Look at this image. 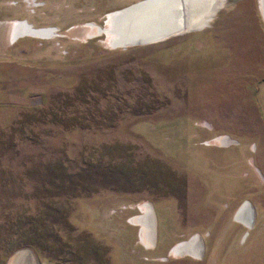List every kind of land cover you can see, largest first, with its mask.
Wrapping results in <instances>:
<instances>
[{
    "label": "rangeland",
    "instance_id": "obj_1",
    "mask_svg": "<svg viewBox=\"0 0 264 264\" xmlns=\"http://www.w3.org/2000/svg\"><path fill=\"white\" fill-rule=\"evenodd\" d=\"M142 1L0 0V264H264L261 0H188L142 45L94 31Z\"/></svg>",
    "mask_w": 264,
    "mask_h": 264
},
{
    "label": "bare ground",
    "instance_id": "obj_2",
    "mask_svg": "<svg viewBox=\"0 0 264 264\" xmlns=\"http://www.w3.org/2000/svg\"><path fill=\"white\" fill-rule=\"evenodd\" d=\"M186 1L188 0H144L131 8L117 14L114 13L115 15L112 14L110 16L111 22H108L110 25L106 28L110 43L113 46L128 47L164 40L179 34L187 29ZM22 32L38 36L40 35L39 33H46V30L35 29L30 26L24 28L20 24H15L12 31L14 38L18 37ZM101 32H103V28H98L97 33L101 34ZM225 144L227 143L225 142ZM248 209H251V206L248 203H244L239 208L236 219L250 225L252 221L248 217ZM155 216L152 204L146 202L141 208V215L138 216L139 218L136 217L137 219L135 220L138 223V220L143 217L142 223L140 222L137 225L142 227L147 244H155L157 226ZM247 218H249L250 222ZM201 249L202 241L198 236L190 242L177 244L171 251V256L181 258L189 255L199 259L202 256ZM12 264H15V262Z\"/></svg>",
    "mask_w": 264,
    "mask_h": 264
},
{
    "label": "flooded vegetation",
    "instance_id": "obj_3",
    "mask_svg": "<svg viewBox=\"0 0 264 264\" xmlns=\"http://www.w3.org/2000/svg\"><path fill=\"white\" fill-rule=\"evenodd\" d=\"M260 4H261V9H262L263 14H264V0H261V1H260ZM97 28H101V27L99 26V27H97ZM93 29L95 30L96 28L93 27ZM95 32L97 33V30H96ZM98 35H100V34L98 33ZM113 47H114V49L116 48L115 46H113ZM137 218H139V217H137ZM137 218H136V219H137ZM136 219H135V220H136ZM135 220H134V221H135ZM135 223H136V221H135ZM136 224H138V223H136ZM149 245H155V244H149ZM172 250H173V248H172ZM172 250H171V251H172ZM187 256H189V255H187ZM172 257H173V256H172ZM191 257H193V256H191ZM193 258H194V259H197V258H195V257H193Z\"/></svg>",
    "mask_w": 264,
    "mask_h": 264
},
{
    "label": "water",
    "instance_id": "obj_4",
    "mask_svg": "<svg viewBox=\"0 0 264 264\" xmlns=\"http://www.w3.org/2000/svg\"><path fill=\"white\" fill-rule=\"evenodd\" d=\"M106 31H107V29H103V32H101V34H104V33H106Z\"/></svg>",
    "mask_w": 264,
    "mask_h": 264
},
{
    "label": "trees",
    "instance_id": "obj_5",
    "mask_svg": "<svg viewBox=\"0 0 264 264\" xmlns=\"http://www.w3.org/2000/svg\"><path fill=\"white\" fill-rule=\"evenodd\" d=\"M125 10H126V9H125ZM121 11H124V10H121ZM121 11H119V12H121ZM119 12H118V13H119ZM92 27L97 28L96 26H92ZM115 47H116V46H115Z\"/></svg>",
    "mask_w": 264,
    "mask_h": 264
},
{
    "label": "built area",
    "instance_id": "obj_6",
    "mask_svg": "<svg viewBox=\"0 0 264 264\" xmlns=\"http://www.w3.org/2000/svg\"><path fill=\"white\" fill-rule=\"evenodd\" d=\"M32 3V2H31Z\"/></svg>",
    "mask_w": 264,
    "mask_h": 264
}]
</instances>
